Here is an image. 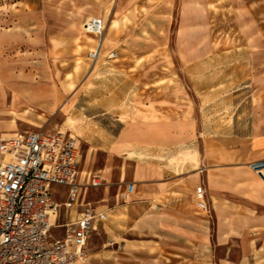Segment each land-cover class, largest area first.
I'll return each mask as SVG.
<instances>
[{
	"label": "crops",
	"instance_id": "0c3cea01",
	"mask_svg": "<svg viewBox=\"0 0 264 264\" xmlns=\"http://www.w3.org/2000/svg\"><path fill=\"white\" fill-rule=\"evenodd\" d=\"M90 6L85 16L102 18L106 27L109 21L107 39L140 36L157 42V48L177 20L180 54L192 62L198 41L215 39V16L221 15L226 59L250 57L254 62L239 64L241 69L261 70L264 0H113L100 10ZM189 114L122 122L110 133L115 138L100 146L103 169L82 170L79 158L81 189L72 208L65 207L69 188L53 185L58 210L51 215L52 237L63 236L88 203L108 214L96 221L87 259L78 264H264V181L249 166L264 159V130L240 135L229 129L220 144ZM94 176L100 186L90 184ZM129 184L134 189L124 198ZM199 186L205 189V207ZM100 188L102 196L90 200Z\"/></svg>",
	"mask_w": 264,
	"mask_h": 264
},
{
	"label": "rangeland",
	"instance_id": "374dc122",
	"mask_svg": "<svg viewBox=\"0 0 264 264\" xmlns=\"http://www.w3.org/2000/svg\"><path fill=\"white\" fill-rule=\"evenodd\" d=\"M109 1L0 0V136L71 131L81 143L82 170L98 171L106 164L101 144L128 120L190 113L220 144L229 129L240 135L264 130V54L256 73L239 65H250V57L226 59L221 15L215 16V39L198 41L193 62L180 54L177 20L159 48L140 36L107 39L108 21L103 54L93 61L89 51L97 40L84 30L85 13ZM209 48L215 52L206 53ZM112 51L118 57L111 58ZM102 192L94 190L90 200Z\"/></svg>",
	"mask_w": 264,
	"mask_h": 264
},
{
	"label": "built area",
	"instance_id": "2783aa9c",
	"mask_svg": "<svg viewBox=\"0 0 264 264\" xmlns=\"http://www.w3.org/2000/svg\"><path fill=\"white\" fill-rule=\"evenodd\" d=\"M84 30L97 40L89 57L98 61L106 24L100 17H88ZM109 55L116 58L117 52ZM79 158V140L68 130L0 136V264H78L87 259L88 239L96 231V221L108 218L106 211L88 203L75 221L66 224L63 236L54 238L51 233V215L58 210L53 185L69 188L66 208L78 203ZM249 166L264 181V159ZM90 184L100 186L102 182L94 176ZM133 189L129 184L123 197ZM197 192L205 207L203 186Z\"/></svg>",
	"mask_w": 264,
	"mask_h": 264
},
{
	"label": "bare ground",
	"instance_id": "6f19581e",
	"mask_svg": "<svg viewBox=\"0 0 264 264\" xmlns=\"http://www.w3.org/2000/svg\"><path fill=\"white\" fill-rule=\"evenodd\" d=\"M92 17V16H91ZM90 38V37H89ZM93 41H95L96 39H94V38H91ZM103 40H104V38H103Z\"/></svg>",
	"mask_w": 264,
	"mask_h": 264
}]
</instances>
